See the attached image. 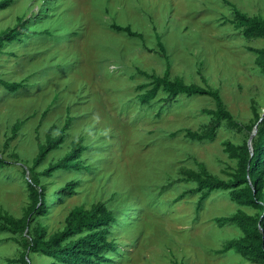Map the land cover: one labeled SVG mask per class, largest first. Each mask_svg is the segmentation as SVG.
<instances>
[{"label":"rangeland","instance_id":"1","mask_svg":"<svg viewBox=\"0 0 264 264\" xmlns=\"http://www.w3.org/2000/svg\"><path fill=\"white\" fill-rule=\"evenodd\" d=\"M230 4L264 19V0H12L0 10V32L19 18L34 32L0 53V80L24 86L10 94L0 84V154L8 162L0 169V211L24 217L31 204L24 171L46 135L63 131L62 145L37 172L79 140L88 148L85 168L41 177L49 213L34 215L31 235L41 226L48 238L65 228L74 208L103 203L117 217L109 237L117 250L107 253L113 264H257L235 251L221 253L243 234L218 219L259 211L238 206L230 190L199 203L197 184L182 175L204 167L212 177L230 180L238 160L225 144H247L254 111L264 114V73L252 51L263 49L264 39L243 35ZM113 24L131 26L143 39L117 32ZM168 65L171 79L218 91L238 125L224 120L214 140H193L187 131L211 123L213 98L181 95L166 104L160 91L143 104L141 87L151 75L162 77ZM17 122L23 124L13 137ZM69 182H79L73 194H58ZM14 238L20 240L0 232V264H22L24 248ZM29 255L30 264L54 262Z\"/></svg>","mask_w":264,"mask_h":264},{"label":"trees","instance_id":"2","mask_svg":"<svg viewBox=\"0 0 264 264\" xmlns=\"http://www.w3.org/2000/svg\"><path fill=\"white\" fill-rule=\"evenodd\" d=\"M227 1V0H226ZM12 0H0V10L10 7ZM229 4V3H228ZM234 25L242 29L243 35L248 39H264V19L261 17H251L239 11L234 5ZM112 27L117 32H124L131 38L143 39V35L135 32L131 26H121L113 24ZM34 32L28 28L26 21L18 19L13 28H7L0 32V53L8 43L19 41L24 43L22 37H29ZM168 60L166 49H160ZM257 54L256 65L264 73V48L253 50ZM170 67L162 77L151 75V83L141 88L145 90L140 95L143 104L155 100L160 91L166 94L161 100L162 103L169 104L176 101L181 95L204 96L207 95L214 99L215 110L207 112L213 116L211 123L205 130L194 132L187 131V136L193 140L203 141L214 140L217 135L221 121L226 120L229 124L237 126L233 115L225 108L220 93L215 90L201 87L197 84H187L180 78H170ZM6 91L13 94L23 88L21 83H10L0 80ZM11 87L8 88V87ZM47 111L43 115L45 117ZM255 122L249 129L251 133L258 126V131L252 140L253 153L249 147V142L242 146H236L231 142L225 144L226 151L232 158L238 160V168L231 174L228 181L212 177L204 167L201 172L193 170H183L182 175L197 184V192L201 194L199 203L207 199L213 192L220 190H230L231 198L240 207L251 208L259 211L258 216L251 215L246 211L240 210L230 217L219 218L221 223L235 224L243 236L227 241L221 253L235 251L238 255L257 264H264V118L258 111H254ZM261 120V121H260ZM71 119L68 118L66 126H69ZM22 122H17L13 129V137L20 131ZM63 131L57 136L51 133L46 135L44 143L38 144V154L33 159L32 167L24 172L30 175L28 183L31 204L25 211L24 217L17 219L12 215L0 211V232H9L15 236H20V240L14 238L15 242L21 243L24 251L21 253L19 262L30 264V255L42 254L51 258V264H113L115 260L109 259L108 254L117 250L114 238L109 239L113 229L117 224V217L114 211L109 210L105 204L97 203L90 210L83 207L74 208L67 218L65 228L46 238L45 228L38 226L35 235L30 234L31 221L34 215L45 217L49 210L46 207L47 196L46 187L41 185V177L51 178L59 171H83V154L88 150L79 140L72 144V150L59 161L49 164L41 172L37 168L42 165L47 156L59 149L63 143ZM12 137V139H13ZM9 140L5 143L7 148ZM18 157V156H17ZM8 162L0 154V169L7 166ZM79 185V182H69L58 191V194L70 195Z\"/></svg>","mask_w":264,"mask_h":264},{"label":"water","instance_id":"3","mask_svg":"<svg viewBox=\"0 0 264 264\" xmlns=\"http://www.w3.org/2000/svg\"><path fill=\"white\" fill-rule=\"evenodd\" d=\"M263 118H264V117L262 116L261 120H262ZM261 120H260V121H261ZM257 131H258V126L255 127V129H254V131L252 132V135H251V137H250V140H249V147H250L252 153H253V149H252V140H253L254 135L257 133Z\"/></svg>","mask_w":264,"mask_h":264}]
</instances>
